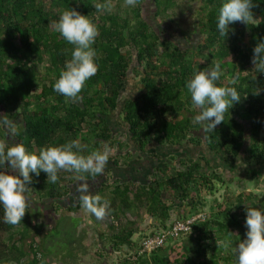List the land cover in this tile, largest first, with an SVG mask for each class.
<instances>
[{"label":"trees","instance_id":"obj_1","mask_svg":"<svg viewBox=\"0 0 264 264\" xmlns=\"http://www.w3.org/2000/svg\"><path fill=\"white\" fill-rule=\"evenodd\" d=\"M145 1L137 0L135 7L127 8L122 7L124 0H111L110 12H98L95 3L101 0H0V116H9L20 130L11 142H20L28 151L38 153L42 147L60 146L75 139L83 146L82 155L105 151L116 144L123 146L113 138L107 115L119 107L120 95L132 72L137 74L141 93L124 97L120 111L128 141L141 153L155 144L179 148L187 144L204 146L210 156L228 167H233L239 156L252 167L264 162V73H255L252 64V49L264 40V0H253V17L258 24H231L224 38L216 29L222 0H200L196 25L202 38L192 47L164 35L147 19L146 9H150L149 18L162 22L177 6L176 0ZM68 9L87 15L98 29L93 44L98 71L86 81L79 101H70L52 87L70 59L73 46L53 30L51 21ZM216 63L223 69L218 83L235 87L242 97L225 112L223 122L206 132L203 124L192 123L200 109L191 105L185 82L194 70H208ZM234 77L236 83L231 84ZM257 89L259 94H254ZM124 155L129 157L131 153ZM120 159L122 156H109L103 174L85 177L95 188L92 194L109 201L107 232H100L99 237L114 250L124 245L139 247L145 237L142 234L138 242L134 240L136 222L126 219L127 213L137 216L144 209L152 226L158 225L156 230L166 229L171 223V210L180 208L179 220L190 216L191 210L199 212L197 194L201 190L213 194L215 183L223 182L216 170H203L205 156L175 159L179 161L177 167L168 169L165 164L142 182L135 180L137 177L124 180L123 170L122 176L112 174ZM251 174L257 177L260 172L256 169ZM58 176L55 184L46 181L44 172L33 177L21 223H5L0 209V264H52V256L46 251L52 246V226H46L41 212L62 207L58 201L75 191L78 181L70 172L61 171ZM103 177L111 178L104 183ZM33 193L41 205L30 206L29 196ZM184 204H190L192 209L186 210ZM256 205L248 192L231 195L204 219L195 221L190 231L154 250L148 258L141 255L131 261L129 255L118 264H234L230 249H212L214 236L230 239L233 246L238 244L244 237L232 230L241 226L246 207ZM79 208V201L69 206L70 210ZM236 208H241L239 218ZM156 230L148 234L154 235ZM82 239L83 235L70 240L68 257L53 259L65 264L76 258L78 251L84 253L85 247L75 244Z\"/></svg>","mask_w":264,"mask_h":264},{"label":"clouds","instance_id":"obj_2","mask_svg":"<svg viewBox=\"0 0 264 264\" xmlns=\"http://www.w3.org/2000/svg\"><path fill=\"white\" fill-rule=\"evenodd\" d=\"M136 4L137 0H124V5L127 8H133ZM253 7V0H222L216 17V29L219 35L223 38L226 37L230 30L229 25L236 22L245 25L258 24L257 19L253 17ZM95 8L98 12H110L112 10L111 0H101V2L95 3ZM51 24L53 30L73 46L70 50V59L66 61L59 77L52 85L53 91L70 101H79L80 92L86 81L98 71L95 62L96 51L93 48L98 36V29L87 15H81L75 9L63 11L57 19L51 21ZM252 53L255 73H264V40L255 44ZM222 76L223 69L219 63H216L208 70H194L191 78L185 82L191 105L200 109L199 113L193 117L192 123L194 125L203 124V130L206 132L213 131L216 125L223 122L225 112H228L235 103H239L242 97L235 87L221 86L218 83ZM230 83L235 84L236 77ZM254 94H259V89ZM0 133H3V138L0 139V209L3 210L2 219L5 223L12 225L21 223L28 207L26 194L30 189L29 185L33 182V177H38L41 172L46 174V181L51 184L58 182V173L61 171L74 174L78 181H81L76 185L78 200L75 202L79 201L82 208L97 220L105 217L110 209L109 201L104 200L99 194H92L85 177L95 178L104 173L109 160L107 150H94L88 155H82L83 146L79 140L74 139L60 146L42 147L38 153L30 152L24 144L11 142L20 135V130L18 123L7 115L0 116ZM114 139L118 141L117 138ZM187 146L184 144L181 147L186 151ZM145 152L141 153L138 150L137 156ZM148 154L150 157L151 153ZM183 156L189 157V155ZM145 157L147 156L145 155ZM128 158L123 161L129 167L131 161ZM118 166L121 168L120 163ZM224 166L228 167L226 164ZM60 204L62 205V203ZM192 215L190 214L186 218ZM202 215L205 217V213ZM204 217L199 219H204ZM175 220L179 219L171 220L170 218L169 226ZM244 226L246 228L245 236L238 244L233 246L230 239L216 241V244L226 250H231L235 257L234 264H264V209L247 206ZM229 233L231 234V232ZM147 235L149 234L145 236ZM175 239L170 240L174 241ZM139 247L136 248L134 255L130 254L131 261L141 255V257L148 258L152 254L149 256L138 254ZM104 249L107 250V256L109 250L116 252L111 246ZM118 257V259H113L111 264H118L119 260L124 259L120 254ZM104 259L110 260L108 257Z\"/></svg>","mask_w":264,"mask_h":264},{"label":"rangeland","instance_id":"obj_3","mask_svg":"<svg viewBox=\"0 0 264 264\" xmlns=\"http://www.w3.org/2000/svg\"><path fill=\"white\" fill-rule=\"evenodd\" d=\"M145 2V4H147L148 0H146ZM176 2L177 6L173 10H170L168 12L167 17H165L162 22L159 23L154 19L149 18V14L151 13L150 9H146V11L148 12L146 14L147 19H149V22H151L155 29L162 32L164 35L171 37V39L179 38L178 41L181 42L183 46L192 47V45H195L202 38V34H199V32L197 31L198 26L196 25L197 10L200 6V0H176ZM122 7H125V5H123ZM139 93H141V85L138 82L137 74L134 75V73L132 74L131 72L125 82L122 93L120 95L119 107L116 110L110 112L108 115L109 123L114 126V138H117L123 143V146L121 147L114 145L111 148H106L108 151V155L113 158H117L121 155L123 159L128 158L126 155H123L128 150L127 144L129 143L127 142L129 141L125 133V129L123 128V125H121L122 120L120 106L123 103L124 97L136 96ZM155 147H149L147 152L144 153L147 158H150L147 155L148 153H151V155L156 156L155 158H150L152 160L151 163L154 167H164L163 165L165 164H167L168 169L172 167H177L179 161H172V159L167 156L169 153H174L176 155V159H180L178 158V155H180V157H183V155H187V151H185V153L183 154V152H180L179 149L173 150L176 147L166 145L159 146L158 149ZM193 148L194 152L192 153V155L195 158L205 156L207 159L206 165L203 161V170L206 172L211 171V169L216 170L217 173H219L223 178V182L215 183V191L213 192V194H208V192H205L203 190L199 192V195L197 194V197L195 198L198 202H200L199 204H196L197 207L200 208L199 212L195 213V210L190 211L189 209H192L190 204H184V207L186 206L187 208L185 209L190 211L188 212L189 214H193L192 216H196L198 214L209 213L212 209H216L219 202H222L223 200L231 197V195H235L241 191H245L246 193L248 192L252 196H254V200H256L257 202L256 208L258 207L264 209L262 208L264 207L262 206V204H264V162L258 164L257 166L251 167L244 163L245 158L243 156H239L236 164L233 167L228 168L224 166L223 161L217 159L215 160L212 156H210L209 152L204 149V146ZM130 149H133V151L131 153V157H129L128 159H130V161L132 162V159L137 158L138 150L136 148ZM163 155H166L164 159L162 158ZM207 155L209 157H207ZM123 159H120V170H112V174L114 172L115 176H122V170H124L125 172L128 171V166L123 161ZM256 169H258V171L260 172V175H258L257 177L251 174V171H255ZM150 170L147 171L148 174L150 173ZM119 171H121L120 174ZM110 178L111 177H109V180ZM134 178H136V176H132L130 179L134 180ZM139 178L140 177L135 180L140 181ZM109 180L108 178L106 179V177H103L102 179L104 183L108 182ZM70 195L68 196V198L65 197V199L61 202L62 207L57 208L56 210H50V207L48 205L47 209L50 211H48L47 213L41 212V217L45 218L47 222L46 226H52V228L50 229V235L52 237V246H49L50 248L48 247L46 249L47 253L51 254L52 256V264H61L60 262L55 261L53 258L58 259V257L61 256L68 257V253H71L69 247L70 240L74 238L79 239L82 235L83 239L81 240V242L77 241V243L75 244H81L80 247H85L86 251L84 253L78 251V255L75 254L76 258L71 260L68 259V262L66 261L65 264H107V261L104 258L108 257V259L110 260L111 258L106 255L107 250L105 251L104 248H109L110 245L105 240H102L99 237L100 232H107V228L105 225L106 216L101 220H97L93 215L86 212L82 208V206L77 210H70L69 208H67L68 205L70 204L72 206L75 204L76 201V198ZM29 197V204L31 207H34L35 204H42L37 203L35 201L36 196L34 193L30 194ZM69 200L70 202L74 203L68 202ZM247 205H250V202L247 203ZM240 209L241 208H236L235 211V215L238 218L241 215ZM178 210H171V220L178 219ZM60 218H62V221H60L61 224L57 225L58 227H55L57 220ZM125 218L134 220L136 222L138 232L135 233L134 240L137 242L139 241L142 234L146 235L150 231V229L154 227L152 226V219H150L146 215L144 209H140L139 214L137 216L131 213H127ZM242 220L243 222L241 223V226H236L232 230L233 233H239L240 237H244L246 231V228L244 226L245 217L242 218ZM220 240L223 239L218 236H214V240L212 242V249H215L220 252L226 251V249L220 247L219 244H216V241L218 242ZM168 243L170 244L172 243V241L168 240L167 244ZM124 248L128 249V246H124ZM136 248L138 249L137 246H135L133 250L129 249L131 255H134L135 251L137 250ZM188 254L193 255L192 252H189ZM75 255L73 254L74 257Z\"/></svg>","mask_w":264,"mask_h":264},{"label":"built area","instance_id":"obj_4","mask_svg":"<svg viewBox=\"0 0 264 264\" xmlns=\"http://www.w3.org/2000/svg\"><path fill=\"white\" fill-rule=\"evenodd\" d=\"M204 215L199 214L191 216L186 219L175 220L166 229H158L154 235H147L142 238L140 243L138 254H145L149 256L154 250L161 248L170 239L179 237L182 233L191 230V225L198 220L203 218Z\"/></svg>","mask_w":264,"mask_h":264},{"label":"flooded vegetation","instance_id":"obj_5","mask_svg":"<svg viewBox=\"0 0 264 264\" xmlns=\"http://www.w3.org/2000/svg\"><path fill=\"white\" fill-rule=\"evenodd\" d=\"M108 123H109V121H108ZM109 125H110V127H111V129H112V131L114 130V126L113 125H111L110 123H109ZM121 125H123V128L125 129V127H126V125L122 122L121 123ZM126 132V131H125ZM128 143V142H127ZM127 146H128V152H130V153H132V151H133V149H130V148H134L132 145H130V144H127ZM154 147L155 146H158V145H153ZM156 148V147H155ZM126 151V152H127ZM187 155H189V156H193L192 155V153L194 152V148H193V146H190V145H188L187 146ZM125 152V153H126ZM124 153V154H125ZM123 154V155H124ZM148 156H149V154H147ZM122 156V155H121ZM166 156H163V158H165ZM207 157H209L208 155H207ZM152 160L150 159V158H147V157H145V155L144 154H142V155H140V156H137V158L136 159H132V162L131 163H129V167L127 168V172H126V174H127V176L129 177V179L133 176V174L136 172H138L139 174H137V175H134V176H136L137 178L138 177H140L139 179H140V181L142 182L143 180H144V178H146V176L148 175V173H147V171L148 170H150V168H151V170L149 171V172H151V171H154V170H156L157 168L159 169L160 167H154L153 165H152ZM119 169V166H115V167H113V169L112 170H115V171H117L118 169ZM78 183H81V181H77V183L74 185V188L73 189H75V191H73L71 194V196H74L75 198H76V200H78V198H77V194H76V185L78 184ZM88 184H89V190H90V192L91 193H93V192H95V188H92L91 187V184H90V182H87ZM63 200H60V201H58L59 202V205H61L60 203L62 202ZM68 202H70V200L68 201ZM70 203H74V202H70ZM76 203V202H75ZM75 205V204H74ZM69 206H71L70 204L68 205V207Z\"/></svg>","mask_w":264,"mask_h":264},{"label":"crops","instance_id":"obj_6","mask_svg":"<svg viewBox=\"0 0 264 264\" xmlns=\"http://www.w3.org/2000/svg\"><path fill=\"white\" fill-rule=\"evenodd\" d=\"M157 149H158V147H156ZM176 149H179V151L181 152H183V154L185 153V149L184 148H179V147H176L175 149H173V150H176ZM172 150V149H171ZM155 153V152H154ZM159 155V154H158ZM160 156V155H159ZM163 156H166V155H163ZM169 158H173V160H175V154L174 153H169L168 155H167ZM185 156H183V158H184ZM163 158V157H162ZM178 158H180V159H182L181 157H180V155H178ZM164 159V158H163ZM172 160V161H173ZM118 169V168H117ZM118 170H120V169H118ZM124 173H126L125 171H123ZM121 173V171H119V174ZM125 178H128L129 179V177L127 176V174L125 175V177H124V180H125ZM130 180V179H129ZM198 195H199V193H198ZM200 202H198L197 201V203L196 204H199ZM155 226L152 228V229H150V231H155ZM149 231V232H150ZM148 232V233H149ZM147 233V234H148ZM134 236H135V234L133 235V238H134ZM134 247L135 246H133V247H128V249H125L124 248V246H122L121 247V249H119V250H115L116 252H113V251H111V250H109V258H111V260H107L106 259V261H107V264H111L112 263V261H113V259H118L119 257H118V255L120 254L121 255V258H125V257H127V256H129L130 255V251H129V249L131 250H133L134 249ZM117 254V255H116Z\"/></svg>","mask_w":264,"mask_h":264}]
</instances>
